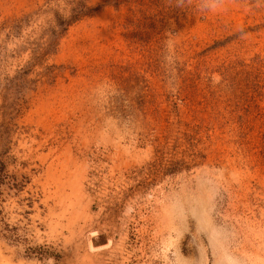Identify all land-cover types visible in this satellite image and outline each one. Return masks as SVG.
<instances>
[{
    "label": "rangeland",
    "instance_id": "1",
    "mask_svg": "<svg viewBox=\"0 0 264 264\" xmlns=\"http://www.w3.org/2000/svg\"><path fill=\"white\" fill-rule=\"evenodd\" d=\"M0 264H264V0H0Z\"/></svg>",
    "mask_w": 264,
    "mask_h": 264
}]
</instances>
